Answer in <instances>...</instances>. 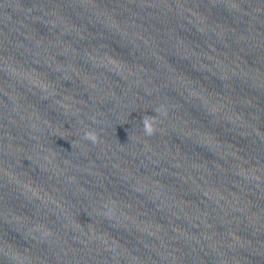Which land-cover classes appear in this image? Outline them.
<instances>
[{
    "label": "clouds",
    "instance_id": "1",
    "mask_svg": "<svg viewBox=\"0 0 264 264\" xmlns=\"http://www.w3.org/2000/svg\"><path fill=\"white\" fill-rule=\"evenodd\" d=\"M154 111L158 115L160 114L159 109H154ZM158 115H154V116L145 115L142 118L143 132L145 136L151 137L157 132L158 130L157 126L160 123L158 119ZM82 139L85 141H89L93 144H96L99 141V135L93 129H86L84 130Z\"/></svg>",
    "mask_w": 264,
    "mask_h": 264
}]
</instances>
